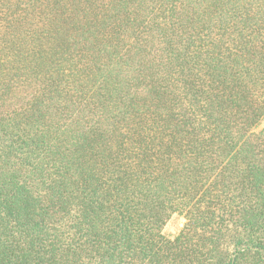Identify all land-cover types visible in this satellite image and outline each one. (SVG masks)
Returning <instances> with one entry per match:
<instances>
[{"label": "trees", "instance_id": "obj_1", "mask_svg": "<svg viewBox=\"0 0 264 264\" xmlns=\"http://www.w3.org/2000/svg\"><path fill=\"white\" fill-rule=\"evenodd\" d=\"M263 123L264 0H0V264H264Z\"/></svg>", "mask_w": 264, "mask_h": 264}, {"label": "rangeland", "instance_id": "obj_2", "mask_svg": "<svg viewBox=\"0 0 264 264\" xmlns=\"http://www.w3.org/2000/svg\"><path fill=\"white\" fill-rule=\"evenodd\" d=\"M261 128H264V123ZM187 219L184 215L175 214L164 229V235L170 239L177 237L186 227Z\"/></svg>", "mask_w": 264, "mask_h": 264}]
</instances>
